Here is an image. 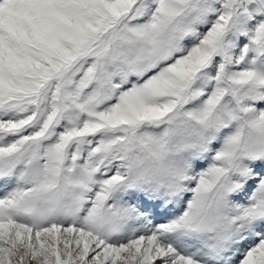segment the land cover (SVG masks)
<instances>
[{"label":"snow or ice","instance_id":"obj_1","mask_svg":"<svg viewBox=\"0 0 264 264\" xmlns=\"http://www.w3.org/2000/svg\"><path fill=\"white\" fill-rule=\"evenodd\" d=\"M0 264H264V0H0Z\"/></svg>","mask_w":264,"mask_h":264}]
</instances>
